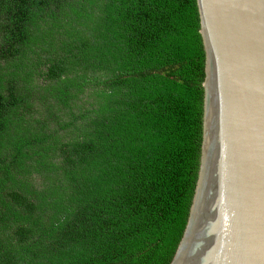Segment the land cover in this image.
<instances>
[{
  "label": "trees",
  "instance_id": "16d2710c",
  "mask_svg": "<svg viewBox=\"0 0 264 264\" xmlns=\"http://www.w3.org/2000/svg\"><path fill=\"white\" fill-rule=\"evenodd\" d=\"M204 63L196 0H0V264H166Z\"/></svg>",
  "mask_w": 264,
  "mask_h": 264
},
{
  "label": "water",
  "instance_id": "95a60500",
  "mask_svg": "<svg viewBox=\"0 0 264 264\" xmlns=\"http://www.w3.org/2000/svg\"><path fill=\"white\" fill-rule=\"evenodd\" d=\"M205 52L200 165L166 264H264V0H196Z\"/></svg>",
  "mask_w": 264,
  "mask_h": 264
}]
</instances>
